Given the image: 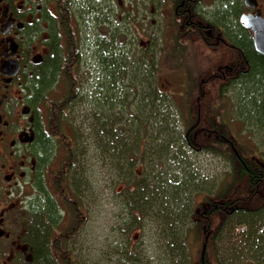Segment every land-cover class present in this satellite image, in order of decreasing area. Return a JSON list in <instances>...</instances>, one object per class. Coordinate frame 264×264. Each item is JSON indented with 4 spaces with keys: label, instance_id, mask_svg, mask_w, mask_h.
I'll use <instances>...</instances> for the list:
<instances>
[{
    "label": "trees",
    "instance_id": "trees-1",
    "mask_svg": "<svg viewBox=\"0 0 264 264\" xmlns=\"http://www.w3.org/2000/svg\"><path fill=\"white\" fill-rule=\"evenodd\" d=\"M55 3L58 15L49 19L48 38L43 42L47 54L35 66L30 84L35 106L36 169L33 200L26 204L21 237L30 259L20 264H88L87 258L77 260L69 244L86 225L85 198L92 190L94 166L110 177L113 191L120 189L116 195L121 216L114 231L121 243L112 254L101 252L103 264H210L206 250L215 249L220 236L238 228H242L244 252H249L255 264H264V165L255 161L253 151L229 141L222 122H203L200 98L195 115L191 114V88L195 85L179 100L163 88L167 82L163 81L161 65L172 66L175 61L169 54L161 56L163 48H158L161 53L157 51L156 38L140 54L131 53V28L121 24L122 20L118 29L110 28L114 7L106 0ZM165 4L173 32L167 42L177 50L175 54L184 52L182 42L190 37L212 49L204 25L217 27L222 23L225 28H234L227 11L218 9L212 18L202 13V0H165ZM162 5L160 2L156 8L162 11ZM189 16L203 25L201 29L186 27ZM85 42L103 76L89 86L92 92L87 94L79 77ZM241 43L250 52L245 38ZM169 44L161 45L168 48ZM214 81L201 84V89ZM232 83L220 84L218 93L223 95V89L236 87ZM242 84L241 89L237 86L240 104L233 102V111L237 118L241 110L251 120L252 107L256 108L253 74ZM198 92L202 97L204 91ZM82 102L85 119L75 127L67 119L70 110ZM188 154L217 157L229 167L228 172L220 182L204 179L197 166L200 160L196 156L191 161ZM58 157L54 169L52 164ZM133 232L141 236L132 244ZM147 234L154 246L151 258L143 254L149 247L144 246ZM190 236L203 242L196 261L190 255ZM235 250H228V254L234 257ZM225 257L230 256L222 261ZM215 261L223 264L218 256Z\"/></svg>",
    "mask_w": 264,
    "mask_h": 264
},
{
    "label": "flooded vegetation",
    "instance_id": "flooded-vegetation-1",
    "mask_svg": "<svg viewBox=\"0 0 264 264\" xmlns=\"http://www.w3.org/2000/svg\"><path fill=\"white\" fill-rule=\"evenodd\" d=\"M220 4L219 11L230 13L228 21L233 30L221 26L222 23L217 27L210 24L202 26L209 43L213 45L212 49L216 51L223 47L230 57L228 62L216 67L203 83L216 80L225 87L235 82L232 84L241 89L244 78L253 74L256 108L252 107V118L248 122L253 132L262 135L264 0H223ZM57 15L55 0H0V264H20L22 260L30 259L29 249L21 242L26 204L33 200L36 169L33 156L35 106L30 84L35 66L44 61L47 54L43 42L48 38L49 19ZM242 16L247 17L249 27L240 22ZM190 18L186 27L191 31L201 29L202 26ZM243 38L250 52L244 50ZM230 39H234L235 43ZM255 40H258L263 52L257 51ZM42 49L43 53L38 52ZM241 102L245 103V100ZM237 103L238 106L240 103ZM239 111L238 119L244 121L249 118ZM254 159L264 165L257 156ZM26 188L28 192L24 191ZM18 189L23 193L24 201L17 202L15 193ZM19 246L25 247V251L19 250Z\"/></svg>",
    "mask_w": 264,
    "mask_h": 264
},
{
    "label": "rangeland",
    "instance_id": "rangeland-1",
    "mask_svg": "<svg viewBox=\"0 0 264 264\" xmlns=\"http://www.w3.org/2000/svg\"><path fill=\"white\" fill-rule=\"evenodd\" d=\"M99 1L101 2L103 0ZM106 1L114 7V12H111L114 17L112 19V25L114 27L112 26L110 28L118 29V23L121 20V24L124 23L126 24V28H131L130 39L132 38V43L129 46L131 53L140 54L143 48H148L150 43L152 44V38H156L157 41L154 44L157 47V51L161 53L158 48H163L161 56H164L163 53L169 54L168 56L170 57L171 55V59L175 61L172 62L176 67L175 71L172 69L173 65H161L162 73L164 74L163 81L167 82L163 88L168 91L172 97L174 96L179 100L183 92L189 89L190 86L192 87L195 85V87L193 86V88H191V114L193 116L195 115L197 108L196 102L200 98L201 108L203 110L201 117L203 122L207 125L211 122L220 125L222 122V130L229 141L233 142L240 149H250L254 152L255 157L257 156L260 161L264 162V134L259 135L253 132L250 125L251 123L248 122L251 120L245 119L241 121L233 111V102L237 103L240 100V90L237 89V87L227 88V90L223 89L224 93L220 95L218 93V88L223 85L219 83L220 81L210 82L203 86L202 89L200 87L203 82L208 80L209 75L216 67L229 61L230 53L223 47L218 48L216 51L214 49H207L198 39L190 37L186 42H182L181 48L185 49L184 52L175 54L177 50L173 48L171 43L169 44L167 42L172 39L173 32L170 25L171 13L168 11L169 9H165V7H168L165 4V0H119V7L116 0ZM219 1L220 3L223 2V0H202L200 11L212 18L214 12H217L219 9ZM160 2L163 4L162 11L160 8H156L159 6ZM127 16H130L129 22L126 20ZM156 26H158V28H156ZM161 26L163 27L160 32ZM89 30L91 31L90 27L87 32H89ZM92 32L94 34L93 30ZM90 37V34L86 35L84 41L88 40ZM162 42H165L166 46L169 44L168 48L163 47L161 45ZM126 43H129L128 37H126ZM82 48L83 61L79 77L81 79L83 93L87 94L92 92L89 86L97 83L103 76L97 69L96 59L93 58V53H91L89 45L86 43ZM38 52L43 53L44 50L42 49V51ZM180 56L181 58L179 59ZM187 75H190L189 82L187 81ZM198 89L204 91L202 97H200L201 94L198 92ZM85 108L84 102H82L71 109L67 121L70 124L72 123L73 126L79 127L85 119V117H83ZM184 115H186V113H184ZM188 156L190 160L192 159L191 161H193V157L196 156L197 159L200 160L197 166L200 171L199 175L204 179L220 182V180L224 179V174L228 172L229 167L226 166L223 160L217 157L201 154L199 156L188 154ZM58 160L59 157L52 164L54 169L58 166ZM91 170H94V174H92L91 178L92 190H90V193L87 194L85 198V208L87 210L85 213L87 217L86 225L70 242L69 248L79 261L87 258L88 264H103L104 262L101 259L103 256L100 257L101 252L106 254L111 252L112 254L116 245L121 243L120 238L118 235L116 237V232L114 231L117 222H119V217L121 216L120 206L118 204L119 197L116 195L119 193L120 189L113 191L110 177L104 170H100V167L94 166V169ZM24 191L28 192V188L24 189ZM15 194L18 198L17 202L23 200V193H20V190ZM241 233L242 228H238V230L233 229L230 235L228 233L225 237L220 236L215 244V249L213 248L215 254H213V249L209 251L208 249L206 250V258H208L210 264H216L215 258H217V256L223 264H227V261L229 262L232 259V264H255V260L254 258L252 259L249 252H244L243 246H245V241L241 238ZM150 234L145 235L144 238V246L149 245V247L144 248L143 251L146 258L153 257L152 252L154 246ZM138 235L141 236L139 232L130 234L132 244L134 243L133 239H137ZM189 242L190 255L192 254L194 257L193 260L196 261L200 258L202 253L203 242L195 241L193 236H190ZM234 249H236L235 251H237V253L234 254L233 257L232 254H228V250L233 251ZM19 250L25 251V247L19 246ZM214 255H216V257ZM227 255L230 257H225L224 261H222V258ZM109 257L111 258V255Z\"/></svg>",
    "mask_w": 264,
    "mask_h": 264
},
{
    "label": "water",
    "instance_id": "water-1",
    "mask_svg": "<svg viewBox=\"0 0 264 264\" xmlns=\"http://www.w3.org/2000/svg\"><path fill=\"white\" fill-rule=\"evenodd\" d=\"M240 22H241L242 24H244L245 27H249V25H250V24L247 23V22H249V21H248L247 17H245V16H242V17L240 18ZM255 47H256V49H257L258 52H263V50L259 47V42H258V40H255Z\"/></svg>",
    "mask_w": 264,
    "mask_h": 264
}]
</instances>
